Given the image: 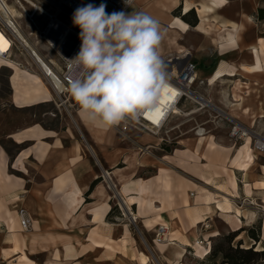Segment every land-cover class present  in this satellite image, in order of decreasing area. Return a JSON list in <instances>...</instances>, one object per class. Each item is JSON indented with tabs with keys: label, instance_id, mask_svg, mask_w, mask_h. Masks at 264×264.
Returning a JSON list of instances; mask_svg holds the SVG:
<instances>
[{
	"label": "crops",
	"instance_id": "crops-1",
	"mask_svg": "<svg viewBox=\"0 0 264 264\" xmlns=\"http://www.w3.org/2000/svg\"><path fill=\"white\" fill-rule=\"evenodd\" d=\"M138 2L161 26L162 58L190 53L204 86L196 90L211 110L264 137V0ZM33 41L43 68L60 74L59 57ZM1 66L11 70L10 104L28 119L0 135V264H203L206 248L196 240L221 231L264 246V153L250 140H232L217 116L170 150L161 142L166 133L145 132L139 141L131 131L123 140L115 126L92 124L75 101L59 104L32 60L15 54L12 62L0 58ZM50 102L44 119H34ZM68 109L87 142L69 124ZM256 223L258 241L247 231Z\"/></svg>",
	"mask_w": 264,
	"mask_h": 264
},
{
	"label": "clouds",
	"instance_id": "clouds-1",
	"mask_svg": "<svg viewBox=\"0 0 264 264\" xmlns=\"http://www.w3.org/2000/svg\"><path fill=\"white\" fill-rule=\"evenodd\" d=\"M72 20L81 46L68 59L75 74L67 91L88 120L111 128L156 107L168 86L159 22L145 13L109 14L103 3L78 7Z\"/></svg>",
	"mask_w": 264,
	"mask_h": 264
},
{
	"label": "built area",
	"instance_id": "built-area-1",
	"mask_svg": "<svg viewBox=\"0 0 264 264\" xmlns=\"http://www.w3.org/2000/svg\"><path fill=\"white\" fill-rule=\"evenodd\" d=\"M19 12H11L8 8L7 0H0V31L5 34L10 46L6 51L0 52L3 58L13 60V56L18 50L17 42L23 47L24 39L19 33L22 31L19 25V19L24 15L38 37L45 41L46 45L61 59L63 68L60 74L48 69L45 72V80L47 85L56 96L59 104L71 102L72 96L67 91L68 84L75 74L73 65L68 59L74 58L81 46L79 37L80 29L73 24V13L81 6L89 3L99 6L101 3L106 5V12L125 11L135 0H130V5L125 0H15ZM27 7V8H26ZM39 15L38 17H36ZM45 19V21L39 20ZM63 18V19H62ZM38 20V22H37ZM26 49V47H24ZM33 53V51H32ZM30 59L37 67H40L33 56ZM165 62L168 72V88L174 90L175 97H171V91L167 96L162 93V97L166 99V103H158V105L150 110L145 111L136 119H126L121 122V129L126 130L128 127L148 132L152 135L167 133L170 130L171 120L174 116L183 115L190 116L199 111L212 109L211 102L196 90L199 77L197 75L196 64L188 57V54L169 55L162 58ZM51 73V74H50ZM54 79L61 83L60 89L55 88ZM163 115H160V113ZM147 113V115H145ZM151 117V118H148ZM159 120V123H154ZM228 136L236 142H244L246 138H250L251 146L254 150L264 153V137L256 135L251 129L245 127L236 121H231ZM164 138H161V141ZM19 222L22 228L27 229L30 225L29 219L23 208L18 209ZM158 231L164 238V227L160 225ZM159 240V238L157 239ZM203 243V240H199Z\"/></svg>",
	"mask_w": 264,
	"mask_h": 264
},
{
	"label": "rangeland",
	"instance_id": "rangeland-1",
	"mask_svg": "<svg viewBox=\"0 0 264 264\" xmlns=\"http://www.w3.org/2000/svg\"><path fill=\"white\" fill-rule=\"evenodd\" d=\"M33 1H37V0H33ZM7 3L9 5H14V9L16 12H19V8L17 7V4H16V1L15 0H7ZM138 0L136 2H134V4L131 6V8H129L128 10L125 11V13H142L141 10H139L138 8ZM27 8V7H26ZM39 15H37L36 17H38ZM192 17V14L189 15V18ZM63 19V18H62ZM42 20V19H41ZM19 24L21 25L20 27H22V31L20 32V37L24 40H27V42L29 43H32V41L37 44L38 46H47L45 41L40 39L38 37V34L35 32L34 34L36 35H31L30 34V25H29V22L27 20V18L22 15L19 19ZM24 34L23 36H21V34ZM1 36V35H0ZM24 44V46L22 47L21 44H19V42H17V47H18V50L16 51L17 55H19L21 57V59L23 60H26L28 59L29 61H31L29 55L27 54V51L24 47L25 46V42H21ZM27 48V47H26ZM55 56H57L54 52H52ZM181 55L182 52H178V51H174L173 53H171V55ZM15 55L13 56V59H14ZM59 57V56H57ZM188 57L190 59H193V57L191 56L190 53H188ZM59 61H60V64H61V67L63 68V63L61 61V59L59 58ZM62 71V70H61ZM10 73H11V70L5 66H1L0 67V135H2L3 133H7L9 131H11L14 127L18 126V125H22L24 124L27 119H28V114L26 113V111H18V110H15L12 105L10 104V86H9V83H8V78L10 77ZM198 85H196V89H198ZM199 89L200 88H203L204 86L203 85H199ZM47 87L49 88V86L47 85ZM50 89V88H49ZM198 89V90H199ZM51 90V89H50ZM52 91V90H51ZM55 99L56 101L58 102L56 96H55ZM70 101L73 103L75 100L73 99V97L70 99ZM52 106H53V102L51 103H48L46 105H41V106H38L35 110V113H36V116H34V119H44V116L42 115V112L45 110V111H50L52 109ZM77 106H79L77 104ZM210 112V113H209ZM206 113H207V116H206ZM65 114H66V117H67V120L69 122V124L74 128L75 130V133L77 134V136L82 139L83 141H86L87 142V139H85L80 130L76 127V124L74 122V120L71 118L72 117V113L71 111L68 109V110H65ZM210 116H209V115ZM211 116H217L216 119L217 120H220L223 124H227L228 127L230 126L231 123L228 122V120L226 119V117H224L223 115H218L214 110H211V109H208V111H199V112H196L194 114H191L190 116H183V115H177V116H174L173 119L171 120V126H170V130L166 133V134H163V139L164 141H161L162 143H165L167 146H168V150H170L173 145H175V141H177V138L178 137H181L183 135H185V133L189 130H191L193 127H196L197 125H200L201 123L204 122L205 119L207 118H210ZM212 119H214L212 117ZM115 127L117 128L118 132H119V135L122 137V139L124 140H128V137L127 138H124L123 135H126L127 132H131V131H135L136 132V136L135 138H137L139 141H142L143 138H146L145 137V132L144 131H141V130H138V129H135L133 127H128L126 130H122L121 129V123L118 124V125H115ZM134 129V130H133ZM137 130V131H136ZM8 147L9 150H13V145H11L9 142H6L5 143ZM116 212V211H115ZM131 217V215H130ZM128 220H130L131 222V225L132 224H136L135 220L134 219H131L129 218L128 216ZM203 225L204 222H201L200 225ZM160 226V225H159ZM158 226V227H159ZM204 226H207L204 224ZM253 227H250L249 229L251 228H254L255 230L254 231H259L260 232V225L258 223L256 224H253L252 225ZM259 227V228H258ZM133 229V232L137 235V236H141L139 234V229L137 227H132ZM158 229V228H157ZM247 229V231L249 230ZM231 235V232H227V233H224L223 231H221L220 233L217 232V235H215L214 237L212 238H209V239H204L203 236H200V238L198 240H203V243L202 245L205 246L206 248V253H205V256H204V262L203 264H212V263H216V264H220L221 263V260H222V256H221V253H218L217 256L209 261L207 259V257L210 255V253L212 252L213 248H226L228 245L230 246H237L238 245V241L239 239L237 238V236H235L234 238H232L230 241L227 240V237H230ZM158 241H161V240H164L163 238V235L160 234L159 231H157L155 233V239H158ZM143 247H146V250L150 253V254H153L154 251L153 249L151 248V245H149L148 243L144 245L141 244ZM240 247H250L252 246L250 241H246L244 242V240H241V244L239 245ZM253 249L255 250V248H262L264 249V246L262 245H253ZM262 249H259V250H262ZM20 261H15L14 264H21L19 263ZM249 264H264V258H261L257 261H250Z\"/></svg>",
	"mask_w": 264,
	"mask_h": 264
},
{
	"label": "trees",
	"instance_id": "trees-1",
	"mask_svg": "<svg viewBox=\"0 0 264 264\" xmlns=\"http://www.w3.org/2000/svg\"><path fill=\"white\" fill-rule=\"evenodd\" d=\"M190 23H195L191 21ZM168 149V148H166ZM259 228V227H258ZM254 228L248 230V234L255 241L259 240L258 234L259 231H254ZM236 232H231L230 237H227V240L230 241L236 236ZM241 240L238 241L237 246L228 245L226 248H213L210 255L207 257L209 261L213 260L218 253H221L222 260L220 264H249L250 261H257L261 258H264V249L257 250L253 249V245L250 247H240ZM212 264H216L215 262Z\"/></svg>",
	"mask_w": 264,
	"mask_h": 264
},
{
	"label": "bare ground",
	"instance_id": "bare-ground-1",
	"mask_svg": "<svg viewBox=\"0 0 264 264\" xmlns=\"http://www.w3.org/2000/svg\"><path fill=\"white\" fill-rule=\"evenodd\" d=\"M137 1V0H136ZM214 1V0H213ZM134 4V3H133ZM133 4H131V6L133 5ZM131 6H129L126 10H128L129 8H131ZM8 8L10 9V5H8ZM11 10V9H10ZM125 10V11H126ZM124 11V12H125ZM11 12H12V10H11ZM179 21V23L180 24H182L183 26H185V24L184 23H182L180 20H178ZM0 35H2L4 38H5V41H7V47L5 48L6 50H7V48L10 46V41H9V39H8V37L5 35V34H3L1 31H0ZM20 35V34H19ZM23 38V37H22ZM24 42H25V46L27 47L26 49L28 50V54L29 55H31V57L33 56V59L35 60V61H37L38 62V64H40V62L42 63V61H41V59L39 58V56L38 55H36L35 54V52L31 49V48H29V46H28V42H27V40H24ZM5 50V51H6ZM32 51H33V53H32ZM160 51H161V54H163L162 53V47H161V49H160ZM179 51H181V50H179ZM2 52H4V51H2ZM182 54H184L183 52H182ZM0 58L1 59H3V60H7V61H13V60H11V59H9V58H3V57H1L0 56ZM15 64L17 65V66H20L17 62H15ZM40 67H41V70H44V71H48V70H45L44 68H43V66H42V64H40ZM216 73V72H215ZM51 74V73H50ZM218 74V73H217ZM216 74V76H218ZM214 75V74H213ZM221 75V74H220ZM215 79V78H214ZM54 85H55V88L56 89H60V87H61V83L57 80V79H54ZM163 93H164V91H163ZM160 101H164L163 103H166V99L164 98V97H162L161 96V98H160ZM161 103V102H160ZM199 132V131H198ZM250 140V138H246V141H249ZM251 160V159H250ZM241 166H244V164L243 165H241ZM131 219H134L133 217H132V214H131V217H130ZM196 243H197V246H200L201 247V245H202V243L199 241V240H196ZM255 249H257V250H259V249H262V248H255ZM141 260H142V263L143 262H145L146 261V256H144V255H142L141 256ZM146 263V262H145Z\"/></svg>",
	"mask_w": 264,
	"mask_h": 264
},
{
	"label": "snow or ice",
	"instance_id": "snow-or-ice-1",
	"mask_svg": "<svg viewBox=\"0 0 264 264\" xmlns=\"http://www.w3.org/2000/svg\"><path fill=\"white\" fill-rule=\"evenodd\" d=\"M7 43V41L4 40L3 36H0V52L5 51V47L4 45ZM171 91V97L174 98L176 93L174 92V90H170L167 86L164 89V94L165 96H167L168 92ZM161 103H163L164 101H160ZM145 115H147V113H145ZM160 115H163V113L161 112ZM151 118V117H148ZM154 123H159V120H154Z\"/></svg>",
	"mask_w": 264,
	"mask_h": 264
}]
</instances>
